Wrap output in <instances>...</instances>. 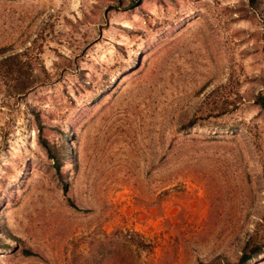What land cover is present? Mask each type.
<instances>
[{
	"label": "rangeland",
	"instance_id": "374dc122",
	"mask_svg": "<svg viewBox=\"0 0 264 264\" xmlns=\"http://www.w3.org/2000/svg\"><path fill=\"white\" fill-rule=\"evenodd\" d=\"M264 0H0V264H264Z\"/></svg>",
	"mask_w": 264,
	"mask_h": 264
},
{
	"label": "trees",
	"instance_id": "16d2710c",
	"mask_svg": "<svg viewBox=\"0 0 264 264\" xmlns=\"http://www.w3.org/2000/svg\"><path fill=\"white\" fill-rule=\"evenodd\" d=\"M260 105L264 108V100L260 102ZM261 247L255 242H247L241 251V255L238 259V262L235 264H246L251 261L253 258L257 257L262 251Z\"/></svg>",
	"mask_w": 264,
	"mask_h": 264
}]
</instances>
